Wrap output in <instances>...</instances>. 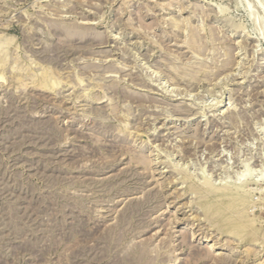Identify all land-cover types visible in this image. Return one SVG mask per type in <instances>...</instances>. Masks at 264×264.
Returning <instances> with one entry per match:
<instances>
[{
	"label": "rangeland",
	"instance_id": "1",
	"mask_svg": "<svg viewBox=\"0 0 264 264\" xmlns=\"http://www.w3.org/2000/svg\"><path fill=\"white\" fill-rule=\"evenodd\" d=\"M0 264H264V0H0Z\"/></svg>",
	"mask_w": 264,
	"mask_h": 264
},
{
	"label": "bare ground",
	"instance_id": "2",
	"mask_svg": "<svg viewBox=\"0 0 264 264\" xmlns=\"http://www.w3.org/2000/svg\"><path fill=\"white\" fill-rule=\"evenodd\" d=\"M212 185V184H211ZM224 192L226 193V194H228V195H230L232 192L231 191H229L227 188H224ZM241 195V194H240ZM249 195V194H248ZM254 206V205H253ZM239 242V241H238Z\"/></svg>",
	"mask_w": 264,
	"mask_h": 264
}]
</instances>
